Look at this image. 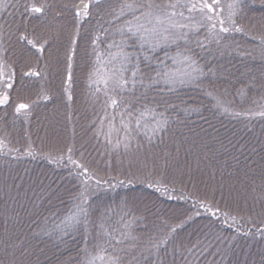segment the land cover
<instances>
[{
  "label": "snow or ice",
  "instance_id": "6c2138e0",
  "mask_svg": "<svg viewBox=\"0 0 264 264\" xmlns=\"http://www.w3.org/2000/svg\"><path fill=\"white\" fill-rule=\"evenodd\" d=\"M257 3L264 9V0H16L11 5L12 20L0 23V110L4 111L0 120L5 123L0 129V154L42 157L68 169V175L79 181L68 208L34 221L39 231L31 232L58 245L66 244V237L79 236L83 246L65 264H200L197 249L203 252L212 244L210 237L205 234L180 244L175 238L201 209L216 220L222 214L223 223L237 234L264 238V227H260L264 225V156L260 162L244 164L243 176L228 173L237 177L239 188L237 183L226 185L223 172L217 185L219 150L199 133L176 134L178 124L187 127L181 113L202 115L204 107L203 102L189 106L181 95L185 90L206 97L221 114L243 117L248 131L253 121L264 125V16L250 15ZM7 7L8 0H0V10L6 12ZM237 35L253 41V47L241 48ZM229 41L240 49L242 59L257 62L256 71L249 69L252 74L237 89L242 98L239 104L235 98L228 99L227 89L222 92L217 86L226 70L213 63L216 52L223 55L232 48ZM81 60L87 65L90 99L100 104L101 115L89 127L99 146L96 164L102 163L103 170L85 163L84 151L74 142L56 152L33 147L30 138L22 147H8L7 110L13 111V125L19 117L28 123L34 107L52 96L43 87L34 97L25 93L35 85V78L47 80L50 74L60 77L61 100L66 97L70 108L74 68ZM66 118L71 121L72 115ZM233 158L239 165V157ZM201 184L210 190L211 199L207 192L201 194ZM137 185L151 189L146 196L155 199L140 201L128 192L113 205L101 195ZM40 186L43 190V181ZM225 189L227 198H232L233 191L242 195L244 215L221 208L215 194L219 191L225 200ZM49 192L54 193L50 186ZM161 198L191 201L196 211L177 214L175 210L169 216L157 205ZM4 211L7 216L8 209ZM241 221L256 231L234 227ZM25 240L6 229L0 244L5 256L13 259L0 264H24L15 257L17 252L22 257L27 254ZM234 241L235 236L216 237L217 246L223 242L225 247L217 252L221 259L212 264H228Z\"/></svg>",
  "mask_w": 264,
  "mask_h": 264
},
{
  "label": "trees",
  "instance_id": "16d2710c",
  "mask_svg": "<svg viewBox=\"0 0 264 264\" xmlns=\"http://www.w3.org/2000/svg\"><path fill=\"white\" fill-rule=\"evenodd\" d=\"M14 3L16 0H8L7 11L0 10V23H3L5 19L12 20L9 14L14 11L11 6ZM250 15L264 16V9H261L257 3ZM16 18L19 19L18 14ZM236 40L240 43L241 48L251 49L254 44L247 37H240L239 35L236 36ZM229 43L232 42L229 41ZM239 50L237 45L232 43V48L226 49L223 55L216 52V59L213 62L214 66H223V69L226 70L223 76L217 80V86L222 92L227 89L228 99L235 98L237 104L242 99L237 94V89L242 88L247 82L248 76L252 74L249 69L256 71L257 63L247 57L242 59L238 55ZM158 55L163 56V52L158 53ZM41 68H43V64H41ZM35 80V85L25 93V96L34 97L36 92L43 87L48 90L52 99L47 102L41 100V103L32 110L28 123H24L23 117H19L16 118V123L13 125V111L11 108L7 110V128L11 133V144L8 147H22L30 138L33 147H43L45 151L56 152L74 142L77 149L84 151L83 160L85 163L93 167L99 166L103 170L102 163L96 164V161L100 159L97 153L99 146L91 138L92 132L89 127L91 121L101 115V110L100 104L98 102L93 104L90 99L86 63L82 60L78 61L74 68V99L70 108L66 106V97L61 100L63 93L59 76L50 74L47 80L39 77ZM181 95L189 106H199L203 102L204 107L202 115L193 113L185 117L181 113L180 119L187 121V127L182 123L178 124L177 136L181 133L189 136H195L196 133H199L214 150H219L217 152L219 162L216 165L219 172L217 173V181L214 183L218 185L220 172L224 174L223 182L226 185L237 183V177H229L228 173L236 171L239 176H243L244 171H246L244 164H252L253 161L260 162L261 157L264 156V125L259 120L253 121L249 125L252 131H248L244 126L246 121L243 117L233 118L227 114H221L219 110L211 107L212 102L194 90H185ZM181 107L183 108L184 105L181 104ZM237 110L239 109L237 108ZM111 111L109 109V112ZM69 113L72 115L71 121L66 118ZM3 115L4 111L0 110V116ZM118 122L119 116H117V126ZM4 127V121L0 120V129ZM190 129H195V132L190 131ZM220 141L223 142V146ZM15 155V153L0 154V238L3 237L6 229L15 238H26L27 254L22 257L17 252L15 257V259L24 261V264H65L69 258L76 257L79 249L83 246L79 236L75 240L66 237L67 243L58 245L47 236L34 237L31 232L33 230L39 231L36 229L34 221H41L43 217L53 211L58 210L63 213L68 208L72 196L80 187L79 181L68 175V169L50 164L42 157L38 156L36 159L24 156L13 158ZM237 156L240 160L239 165L233 158ZM76 158H80L79 152H77ZM252 166L257 172L259 171L257 164ZM40 181H43V190H41ZM14 184L20 185V187H14ZM49 186L54 190V193L50 194ZM237 188H239L238 183ZM199 189L201 194L207 192L209 198H212V193L203 184L199 185ZM151 191V189L137 185L133 189L120 188L101 195L110 199L115 205L128 192H132L140 201L155 199V196H146ZM225 197L226 199L222 200L219 191L215 194V199L221 201L222 209H231L233 215L245 214L242 195L233 191L232 198H227V189H225ZM157 205L160 209L166 210L169 216L175 210H178L177 214L184 211H196L192 208L191 201L185 203L183 201L162 200L161 198V200H157ZM6 208L8 209L7 216L4 211ZM140 209L143 210V203L140 204ZM174 219L172 217L169 222L172 223ZM228 223H231V220ZM234 227L251 229L252 232L256 231L255 226L245 224L242 221ZM260 227H264V225H260ZM205 234L210 237L212 244L206 247L203 252L197 249L200 264H212L213 260L219 261L221 257L217 255V252L223 250L225 243L221 242L217 246L216 237L223 240L224 237L231 236H235V241L232 244L233 250L229 253L228 264H262L264 238L258 234L255 236L237 234L234 228H229L227 224L223 223L222 214L221 219L216 220L209 213H205L203 209L200 210L199 216H196L183 229L179 230L175 243L195 241L198 237L204 238ZM5 259H13V257H6L3 245L0 244V262Z\"/></svg>",
  "mask_w": 264,
  "mask_h": 264
}]
</instances>
